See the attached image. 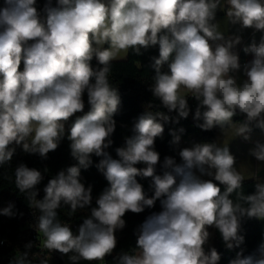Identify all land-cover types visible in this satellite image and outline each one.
Returning <instances> with one entry per match:
<instances>
[{
    "label": "clouds",
    "instance_id": "1",
    "mask_svg": "<svg viewBox=\"0 0 264 264\" xmlns=\"http://www.w3.org/2000/svg\"><path fill=\"white\" fill-rule=\"evenodd\" d=\"M226 3L231 23L264 30V0ZM36 5L37 0H2L0 4V165L12 160L13 144L46 159L64 138L65 122L83 112L85 92L90 105V111L77 118L67 133L78 166L49 179L43 199L36 198L42 173L23 163L15 169L16 187L41 213L37 231L44 237L42 248L74 253L70 257L74 264L104 261L116 248L115 232L124 228L126 212L141 213L157 200L161 211L141 225L138 253L120 254L118 264H217L216 249L206 252L204 248L209 227L218 229L229 250L239 248L244 242L239 234L242 219L264 220V184H256L254 194L237 192L244 177L234 167L235 157L227 146L214 143L182 149L181 163L165 157L163 174L156 175L160 155L154 143L164 131L157 117L170 119L163 112L139 116L135 134L116 149L118 159H113L105 149L112 144L109 137L120 97L109 83V65L129 49L139 53L141 48L158 45L151 91L162 105L187 118L190 94L199 101L195 118L203 116L199 127L204 130L232 124L239 111L246 120L234 125L235 133L248 139L253 122L264 130V38L244 49L254 58L244 66L247 79L237 85L230 73L241 67L238 55L231 51L239 37L215 48L209 43L223 39L218 26L211 23L221 0H56V6L47 0L45 19ZM94 57L103 67H92ZM165 63L168 72L161 71ZM173 136L172 143H178L180 137ZM93 155L103 157L96 167L109 187L74 234L69 224L57 220V209L63 202L70 206L71 215L91 205L92 187L86 188L80 176L81 168L92 164ZM251 155L264 162V143L257 142ZM137 164L146 167L137 168ZM204 175L214 176L215 182L202 179ZM138 176L152 178L151 198ZM220 185L225 186L223 192ZM233 192H237L235 201ZM13 207L9 204L0 213L13 216ZM258 252L259 258L244 256L241 249L230 264H264V243ZM26 257L27 253L19 254L16 264H26Z\"/></svg>",
    "mask_w": 264,
    "mask_h": 264
},
{
    "label": "trees",
    "instance_id": "2",
    "mask_svg": "<svg viewBox=\"0 0 264 264\" xmlns=\"http://www.w3.org/2000/svg\"><path fill=\"white\" fill-rule=\"evenodd\" d=\"M47 0H37V9L41 12V18L45 19L43 8ZM53 6H56V0H52ZM2 4V0H0ZM103 47L107 48L105 44ZM159 58V46H149L147 48H141L137 53L132 49H129L126 54L125 60L111 61L109 68V83L117 88L120 97V104L118 110L113 116L115 121V129L109 139L112 140V144L109 148L105 149L113 159H118L116 149L125 146L126 139L133 136L134 124L137 122L139 116L145 112H151L155 115L157 112H163L168 115L170 119L168 121L157 120L162 123L164 131L161 136L155 138L154 150L160 155V160L155 167V174H163V163L165 157H171L176 161V146L177 143H172L175 135L179 136V141L190 138L196 143H212L215 139V129L221 127L219 125L213 127L210 130H204L199 125L204 123L203 116L201 118H195V112L199 106L197 101L190 94L187 95L189 115L187 118L178 117V113L173 111L169 112L165 108L159 98L155 97L151 91V87L154 85V77L156 75L155 68L153 67L155 59ZM91 65L94 69L103 67L94 57L91 61ZM20 70H23V62L21 63ZM162 72H168V63H165L161 67ZM234 77V72L230 73ZM85 108L83 112H77L65 122V136L61 139L58 147L54 151H50L47 154V158H41L38 153H25L22 149V145H10L15 148V154L10 162H6L0 165V210L2 209V199L10 195L14 200V207L12 209L15 215L4 216L0 213V239L5 240L4 246L0 248V264L1 259L12 256L19 245L16 240V234L19 229V224L26 223L28 232H35L38 225V218L41 215L38 209L31 207L26 193H21L15 185V169L23 163L29 168H35L39 170L44 179L36 186L38 192L37 199H43L44 187L47 185L49 179L53 178L60 171H67L71 166H78V161L72 157L70 149V141L67 139V133L71 125L77 118L82 117L90 111V105L87 103V93L84 94ZM205 109L201 108V113ZM178 120V122H176ZM246 120L245 114L239 113L233 117L232 124H225L223 128L230 126H238L244 123ZM251 131L249 133H264V130L259 128L255 122L250 124ZM183 129V131H180ZM92 164L88 169L81 168V182L87 188L92 187V202L90 206H86L83 209L78 208L75 213H70V206L61 202L60 208L57 209V220L61 224L75 223L81 225L83 219L90 216L91 208L96 207V200L102 194L104 189L109 187V184L104 177L103 173L98 170L96 165L103 157H97L93 155L91 157ZM137 168H145L144 164H137ZM47 169V171H45ZM213 180L214 179H205ZM137 181L141 183L146 195L151 198L154 195V189L152 187L151 177H137ZM218 183V182H216ZM255 179L243 180L242 188L237 192H243L245 195L254 194L256 191ZM221 191L225 189L224 185H220ZM237 192L231 194V198L235 201L237 199ZM161 211L160 201L157 200L152 207L145 206L144 211L141 213L126 212L123 219L125 220V226L123 229H117L115 236L117 239V245L111 255L106 256L105 264H118V257L122 253H128L135 255L138 253L137 239L140 231V227L143 222L154 212ZM210 233L208 242L204 245L205 251L215 248L218 252L220 259L217 264H230V261L236 258V253L243 249V255H255L259 258L258 248L264 243V220L252 217H244L241 221V227L239 234L244 237V242L239 248H233L229 250L218 229L215 227H209ZM57 255L60 256L58 251ZM6 260V259H5Z\"/></svg>",
    "mask_w": 264,
    "mask_h": 264
},
{
    "label": "crops",
    "instance_id": "3",
    "mask_svg": "<svg viewBox=\"0 0 264 264\" xmlns=\"http://www.w3.org/2000/svg\"><path fill=\"white\" fill-rule=\"evenodd\" d=\"M227 3L221 0V7L216 12V18L211 23L216 24L217 30L222 33V40H210L209 43L215 48L218 44H226L229 41H235L239 37V43H234L231 51L238 55L240 69L233 71L237 85H242L247 79L244 74V66L249 64L254 58L252 53H246L244 49L252 43L257 45L264 38V30H256L254 28H244L240 23H231L226 16ZM126 55H121L113 61L125 60ZM248 139L243 135L235 133V127L227 128L217 127L215 129L214 144L218 147L227 146L230 153L235 157V165L237 171L241 173L244 180L255 179L256 184H264V162L257 160L251 155V151L255 148L256 143H264V133H247ZM195 144L190 138L179 141L176 146V162L181 163L179 152L184 148H192ZM213 171L214 170H210ZM202 179H214V176L204 175Z\"/></svg>",
    "mask_w": 264,
    "mask_h": 264
},
{
    "label": "built area",
    "instance_id": "4",
    "mask_svg": "<svg viewBox=\"0 0 264 264\" xmlns=\"http://www.w3.org/2000/svg\"><path fill=\"white\" fill-rule=\"evenodd\" d=\"M9 204L14 205V200L10 195L5 196L2 199V209L8 207ZM13 209V208H12ZM70 225L74 234H78L79 224L75 223H67ZM44 237L42 233H38L37 229L35 232H28L27 231V224L21 223L19 224V229L16 234V240L19 245V248L16 252L8 257L1 259L2 263L6 264H16V258L19 254L27 253L26 257V264L28 261L31 264H40L41 261L47 260L48 264H66L65 263V255L61 254L58 257L57 252L55 250L49 251L47 249L42 248L41 242L43 241ZM5 240L0 239V248L4 246ZM31 247H27L28 245ZM74 255V253H68ZM6 259V260H5ZM106 257L104 261H87L88 264H105ZM83 262L84 260H79ZM77 263V262H76ZM71 264H74L72 262Z\"/></svg>",
    "mask_w": 264,
    "mask_h": 264
},
{
    "label": "rangeland",
    "instance_id": "5",
    "mask_svg": "<svg viewBox=\"0 0 264 264\" xmlns=\"http://www.w3.org/2000/svg\"><path fill=\"white\" fill-rule=\"evenodd\" d=\"M104 46V45H103ZM29 140H30V138H29ZM2 210V209H1ZM4 216H6V215H4ZM72 256V254H66L65 255V263L66 264H71L73 261H71L70 260V257ZM76 264H88V262L87 261H83V262H80V261H78Z\"/></svg>",
    "mask_w": 264,
    "mask_h": 264
},
{
    "label": "bare ground",
    "instance_id": "6",
    "mask_svg": "<svg viewBox=\"0 0 264 264\" xmlns=\"http://www.w3.org/2000/svg\"><path fill=\"white\" fill-rule=\"evenodd\" d=\"M233 154V153H232ZM234 155V154H233Z\"/></svg>",
    "mask_w": 264,
    "mask_h": 264
}]
</instances>
